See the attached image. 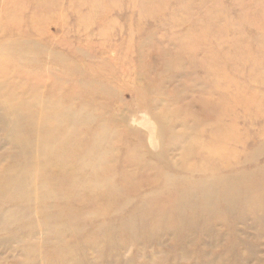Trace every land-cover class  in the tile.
Listing matches in <instances>:
<instances>
[{
	"label": "rangeland",
	"instance_id": "obj_1",
	"mask_svg": "<svg viewBox=\"0 0 264 264\" xmlns=\"http://www.w3.org/2000/svg\"><path fill=\"white\" fill-rule=\"evenodd\" d=\"M184 124H235L221 173L264 172V0H0V264H264L243 192L209 222L200 194L162 215L168 177L218 179L156 177Z\"/></svg>",
	"mask_w": 264,
	"mask_h": 264
},
{
	"label": "bare ground",
	"instance_id": "obj_2",
	"mask_svg": "<svg viewBox=\"0 0 264 264\" xmlns=\"http://www.w3.org/2000/svg\"><path fill=\"white\" fill-rule=\"evenodd\" d=\"M14 108H17V106ZM159 118L160 117H156L157 120ZM144 124L150 133L149 140L151 142V145L157 146L158 135L156 134L155 130V122H151L150 120L145 119ZM232 125L233 129L230 124L229 126H224V128L223 126H218L212 129V131L209 130V132L205 129H201L199 125L191 128L190 126L184 124L182 125L184 134L180 136H176V134H174L175 129H167L166 132L170 131L169 137L167 138L168 142L171 146L174 147V151L182 150V153H180V163L172 161L170 162L167 160V158H165L168 153V151L166 150V148H169L168 146L162 147V152H160L159 154H153L152 156H150L153 160L152 169L158 172V175L156 174L158 180L162 181L164 179V169L186 175L194 173H201L211 176L217 175L218 179L214 180L213 182H209L208 180H199L196 182L189 179H181L178 181L173 177H168L166 181L163 182L165 185H172L173 187V184L176 185L177 183H179L183 184V186L180 187L181 189L174 190V192L170 194V199L167 202V205H169V207L167 206L168 208L161 210L163 211L162 215H170L173 211L176 219L182 220L185 217L186 213L180 210V208L176 209V206L178 204H182L191 197L194 198V196H197V194H200V200H202L201 205L199 206L202 212L200 213V215H195L193 211H191L192 213L190 215L192 216L193 220L198 218V222L202 219H207L209 222L211 220L210 214L215 211L214 208L218 205V202H223L225 208L228 211H232L234 196L235 194H238L240 192H243V194L246 195V198H250L249 206L251 205V209L254 210L257 207L264 205V172L247 173L243 174L241 177H239L238 175L235 177L229 174L221 173L222 171L220 169V166L225 165V157H231L235 155L234 151L230 149V146L228 145L230 141H237L236 139H234L236 126L235 124ZM60 137L58 139L60 141L59 144H61L63 141L67 142L65 140L66 137ZM44 147H47L46 143H44ZM137 158L139 159L140 157ZM133 161L136 160L134 159ZM188 161L189 163H187ZM135 163L139 165L138 161H136ZM157 163H159L160 165H157ZM216 164H218V166ZM129 165H131V163H129ZM226 165H228V168L231 167L230 163ZM160 166H162L163 168H161ZM242 177L243 179L245 178V181L247 180L246 178H248V182L254 184L255 187H257V191H260L258 197H250V191H244L239 188V185L243 184L242 182L244 181L243 180L242 182H240L239 179ZM250 180H252V182ZM123 181L125 185L132 186L137 181V178L133 176H127ZM216 188L223 189V192L221 193V195H218V197L216 195L210 194V190L213 191ZM171 206L172 209L170 208Z\"/></svg>",
	"mask_w": 264,
	"mask_h": 264
}]
</instances>
